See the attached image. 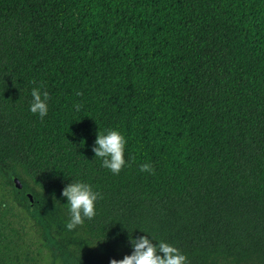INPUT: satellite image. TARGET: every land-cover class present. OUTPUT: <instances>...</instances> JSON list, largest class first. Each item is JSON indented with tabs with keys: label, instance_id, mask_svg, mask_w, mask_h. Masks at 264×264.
<instances>
[{
	"label": "trees",
	"instance_id": "trees-1",
	"mask_svg": "<svg viewBox=\"0 0 264 264\" xmlns=\"http://www.w3.org/2000/svg\"><path fill=\"white\" fill-rule=\"evenodd\" d=\"M76 181L103 199L68 231ZM140 236L264 264V0H0V264H110Z\"/></svg>",
	"mask_w": 264,
	"mask_h": 264
},
{
	"label": "clouds",
	"instance_id": "clouds-1",
	"mask_svg": "<svg viewBox=\"0 0 264 264\" xmlns=\"http://www.w3.org/2000/svg\"><path fill=\"white\" fill-rule=\"evenodd\" d=\"M31 96L33 99L30 112L39 114L42 120L48 113L49 93L41 92L40 88H33ZM74 107L79 111L82 105L76 104ZM126 144L127 140L120 131L110 129L106 134L98 132L92 151L95 158L102 160V167L118 175L127 164L124 156ZM140 171L155 174V168L150 163L142 164ZM62 196L67 198V204L70 206V219L64 226L68 231L82 226L85 219L92 220L96 216L97 200L103 199L100 192L94 191L90 184L81 181L66 185L62 190ZM153 241V238L149 239L148 236L130 238L133 247L131 255H125L120 260L111 259L110 264H189L187 255L178 247L163 240L158 243Z\"/></svg>",
	"mask_w": 264,
	"mask_h": 264
},
{
	"label": "water",
	"instance_id": "water-1",
	"mask_svg": "<svg viewBox=\"0 0 264 264\" xmlns=\"http://www.w3.org/2000/svg\"><path fill=\"white\" fill-rule=\"evenodd\" d=\"M14 182H15L16 187L21 188L22 185L18 178L15 177Z\"/></svg>",
	"mask_w": 264,
	"mask_h": 264
}]
</instances>
